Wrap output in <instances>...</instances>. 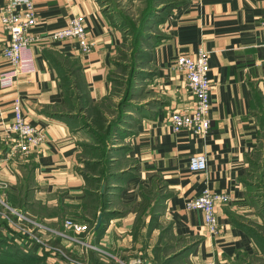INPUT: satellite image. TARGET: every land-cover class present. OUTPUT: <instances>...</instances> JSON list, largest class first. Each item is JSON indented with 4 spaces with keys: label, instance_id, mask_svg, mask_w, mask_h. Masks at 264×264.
<instances>
[{
    "label": "crops",
    "instance_id": "1",
    "mask_svg": "<svg viewBox=\"0 0 264 264\" xmlns=\"http://www.w3.org/2000/svg\"><path fill=\"white\" fill-rule=\"evenodd\" d=\"M33 1L38 23L31 32L43 37L33 44L37 71L20 75L10 89H0V199L69 234L64 228L67 218L89 224L90 208L97 209L86 193L84 175L89 172L84 165L97 160L90 146L97 148L99 143L80 124L81 116H66L60 73L66 61L79 68L88 98L101 102L112 90L109 75L124 32L110 19L106 0ZM178 1L183 3L154 18L157 35L151 59L135 79V106L112 153L116 164L121 163L117 170L131 171L133 177L113 181L121 188L109 193L115 214L100 231L94 229L92 243L97 249L92 258L98 264L131 263L139 257L149 264H264V253L246 230L264 223L248 190L250 178H264V0ZM6 2L0 0V12ZM122 2L144 6L142 0ZM74 17L84 18L92 43L89 53H83L75 39H49ZM7 39L0 23V73L12 68L3 54ZM200 50L209 52L211 128L204 136L188 130L175 133L172 110L193 107L194 100L184 72L174 62L182 53L195 56ZM16 97L23 102L25 119L42 129L46 139L36 151L10 156L5 131L13 122ZM202 154L208 158L207 169L192 171L190 159ZM253 155L260 157L259 170L251 168ZM206 187L232 199L217 205L216 235L210 234L201 211L186 207ZM143 189L155 197L151 207L159 226L148 235L147 213L134 238ZM3 225L0 221V228ZM60 242L88 257L83 245L64 237Z\"/></svg>",
    "mask_w": 264,
    "mask_h": 264
},
{
    "label": "built area",
    "instance_id": "2",
    "mask_svg": "<svg viewBox=\"0 0 264 264\" xmlns=\"http://www.w3.org/2000/svg\"><path fill=\"white\" fill-rule=\"evenodd\" d=\"M0 23L8 35L3 54L12 65L11 70L0 73V89H10L14 87L20 75L37 71L33 44L42 40L43 37L34 36L31 32L38 23L34 1L7 0L0 12ZM49 39L53 42L75 39L83 53H89L92 50V43L88 38L83 17L70 19L65 27L53 31ZM174 65L186 76V85L194 100V106L172 110L170 115L172 130L175 133L188 130L196 136H204L211 128L209 52L200 50L195 56L182 53L176 57ZM12 106L13 122L5 131L6 140L10 145V156L17 153L26 155L38 150L45 142V132L25 119L23 102L20 97L14 99ZM189 165L192 171H205L208 167V158L204 154L194 156L190 159ZM1 185L7 187L6 183H1ZM231 200L230 195L217 193L206 187L198 197L188 200L186 207L189 210L201 211L210 234L216 235L220 230L217 205L228 203ZM0 204L3 205V207L0 206V221L6 224L4 234L15 241L25 252L47 254L49 260L57 256L68 264H91L88 260L72 256L66 247L62 244H54L51 239L54 236L64 237L78 245H83L87 250H96L97 247L92 243L94 230L88 223L75 218H67L64 228L72 233L68 234L65 231L53 230L43 221L37 220L2 199H0ZM50 233L53 234L50 235ZM122 264L149 263L139 257L131 263L123 262Z\"/></svg>",
    "mask_w": 264,
    "mask_h": 264
},
{
    "label": "trees",
    "instance_id": "3",
    "mask_svg": "<svg viewBox=\"0 0 264 264\" xmlns=\"http://www.w3.org/2000/svg\"><path fill=\"white\" fill-rule=\"evenodd\" d=\"M109 2V0H106ZM146 2V0H144ZM154 3L158 4L156 6ZM183 3V1L178 0H151L148 4L144 3L143 8L138 13V16H141V22L143 26L149 23V20L152 19V16H156L160 13H165L172 10L178 4ZM154 4V5H153ZM159 7V8H158ZM158 10V11H156ZM110 19L113 24L119 27L124 32V27L120 23V21L114 16L111 10H108ZM158 13V14H157ZM144 39V37H141ZM127 40V36L124 34L123 42L117 49V60L115 62L112 73L109 75V79L112 83V88L115 87V91L118 92L116 95H119V101L116 107H113L108 103V101L112 100L114 95V91L111 90L110 94L104 98L101 102L92 103L87 96V91L83 82L81 80V76L79 74V68L72 67L67 61L65 62L68 65L63 69L62 73H60V81L62 83V89L64 92V106L67 108L68 114L66 116H72L73 118L82 117L81 125L90 130V132L95 136L96 141L99 143L96 148H93L96 152L95 157L96 161L86 162L84 165V170L88 171L84 175L86 180V189L87 196L90 200L93 201V208L90 210L93 211V218L91 220L88 219L90 227L94 230L95 225L98 219V213L101 212L103 214V222L99 230L102 229L103 223L106 219L110 218L111 215L115 214L111 212L109 205V193L112 190H118L121 188L113 186V181L119 180V178L133 177L131 171H118L116 167L115 158H112V153L115 149V141L119 134H122L124 131L121 126L126 123V120L130 118V112L133 110L135 104L133 103V96L135 92V79L142 75L141 68L147 66L151 59V49L150 46H144L140 48V46H135L136 48L132 51V57H130V53L127 52L124 48ZM129 54V55H128ZM130 57V59H129ZM130 61V62H128ZM133 62V65H130ZM121 66L122 73L120 75H116V67ZM130 66V67H129ZM131 69V72L128 71ZM147 74V73H145ZM122 89V90H121ZM119 90L121 92L119 93ZM117 150V149H116ZM254 155L252 159H250V165L253 164ZM95 175V176H93ZM252 183L249 185V192L251 189L258 188L261 197L264 202V178L263 176H259L256 179H252ZM256 183H253V182ZM257 184V185H256ZM104 186V189H103ZM101 190V194H99ZM103 190V191H102ZM143 203L136 209L137 217L134 224L133 236L134 238L137 236L140 228L145 223L144 216L148 213L151 214L150 217V227L148 228V235L150 231L153 229V226L158 227V216L152 211L151 202L155 200L152 195V191H147L143 189L142 191ZM256 198L251 199V201L255 203ZM261 200L258 199V201ZM12 205V204H10ZM19 209H22L18 206L12 205ZM23 210V209H22ZM24 211V210H23ZM60 215L64 216V212H60ZM0 228V264H49L47 260V254L43 255L44 257L36 255V253L25 252L15 241L10 239L8 236L4 234V228H6L5 222ZM259 227H249L246 230L250 235L254 236V239L258 245V249L264 253V225H258ZM95 232V231H94ZM52 242L54 244H61L60 237L55 236L51 237ZM66 250L74 257H78L83 260H88L91 264H98L93 258L92 253L93 250H88L87 255H78L72 252L71 250Z\"/></svg>",
    "mask_w": 264,
    "mask_h": 264
},
{
    "label": "rangeland",
    "instance_id": "4",
    "mask_svg": "<svg viewBox=\"0 0 264 264\" xmlns=\"http://www.w3.org/2000/svg\"><path fill=\"white\" fill-rule=\"evenodd\" d=\"M142 1L144 2V0H142ZM150 1L151 0H146V2H144V3L148 4ZM141 3H138L137 6H134V4H131V7H130V5H128V3L123 4L122 0L121 1L109 0V3L107 4L108 5L107 7L114 12V16L120 21V23L124 27V34L127 36V40H126L124 48L127 52L130 53V57H132V51L134 48H136L135 46H138V47L140 46V48H142L144 46L149 45L150 46L149 48L151 49L154 46V43L156 41L157 22L154 18H156L157 15L156 16L153 15L152 19L149 20V23L146 24L145 26H143V23L140 20L142 15L138 16V13L143 8ZM154 4L156 6H158V4H156V3H154ZM156 11H158V10H156ZM141 14H142V11H141ZM141 37H144V39H141ZM130 57H129V59H130ZM128 62H130V61H128ZM130 65H133V62H131ZM122 69L123 68L121 66L116 67V69H115L116 75H120L122 73ZM128 71L131 72V69H128ZM115 89H116L115 87L112 88V91H114V95L112 97V100L108 101V103L110 105H112L113 107L117 106L119 98H120L119 95H116V93L118 92V89H117V91H115ZM121 90H119V93L121 92ZM80 123H81V121H80ZM254 157L255 158H254L253 164L251 165V168H253V170H257L259 167L257 165V161H258V159H260V157L259 156H254ZM120 165H121V163L119 164V166ZM117 166L118 165L116 164L115 168H117ZM258 175H259V173H257V176ZM261 195L262 194L260 193V190L258 188H254V189H251L249 192V199L251 200V199L256 198V197H257V199L261 198V200L256 201L253 205L255 206L254 208L256 209V212H258L260 215H261V213L264 215V207L262 208L264 202L262 201L263 198L261 197ZM0 206L3 207L2 204H0ZM18 207H20V206H18ZM20 208H22V207H20ZM34 211H35V209H34ZM31 214L33 215V213H31ZM260 215H259L258 219H261ZM34 216H35V214H34ZM37 220H39V219H37ZM263 225H264V223H263ZM58 230H62V229H60V227H58ZM260 230H261V228H260ZM82 247H84V246H82ZM36 255H37V253H36ZM38 256L44 257L41 254L40 255L38 254ZM46 261L49 264H68L57 256H55V260H49L47 257Z\"/></svg>",
    "mask_w": 264,
    "mask_h": 264
},
{
    "label": "water",
    "instance_id": "5",
    "mask_svg": "<svg viewBox=\"0 0 264 264\" xmlns=\"http://www.w3.org/2000/svg\"><path fill=\"white\" fill-rule=\"evenodd\" d=\"M102 222H103V215L100 213L99 216H98V220H97V223H96V226H95V230H99L101 225H102Z\"/></svg>",
    "mask_w": 264,
    "mask_h": 264
}]
</instances>
